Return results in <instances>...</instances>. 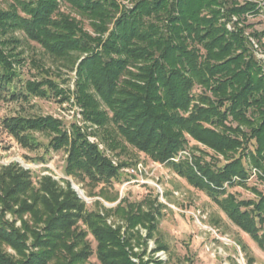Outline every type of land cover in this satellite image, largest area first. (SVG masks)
<instances>
[{"label": "trees", "instance_id": "1", "mask_svg": "<svg viewBox=\"0 0 264 264\" xmlns=\"http://www.w3.org/2000/svg\"><path fill=\"white\" fill-rule=\"evenodd\" d=\"M4 1L9 3L6 8L0 4V82L7 85L16 77L13 52L19 41L13 33L21 31L74 70V102L83 120L102 132L109 149L124 150L125 143L171 168L205 192L264 252V194L239 201L227 193L233 186L247 187L251 168L264 181V67L255 59L244 29L229 31L221 22L254 10L253 4L235 8L234 0H128L129 6L118 0ZM61 6L79 19L61 12ZM249 35L261 42L264 30ZM195 87L202 92L195 94ZM24 91V99L44 98L49 91L61 97L59 103L68 99L49 79L28 81ZM0 128L31 149L38 146L34 133L48 135V147L66 155L64 175L86 178L93 186L111 185L127 166H112L88 143L85 130L73 124L68 134L51 116L5 117ZM187 137L227 163L211 165L199 158L171 163L185 150ZM234 177L238 181L233 182ZM62 183L43 175L35 186L30 171L18 164L0 167V264H94L91 257L98 264H164L152 257L166 249L160 244L144 259L159 216L150 199L101 207V213L87 211L69 181ZM103 193L100 189L98 195Z\"/></svg>", "mask_w": 264, "mask_h": 264}, {"label": "rangeland", "instance_id": "2", "mask_svg": "<svg viewBox=\"0 0 264 264\" xmlns=\"http://www.w3.org/2000/svg\"><path fill=\"white\" fill-rule=\"evenodd\" d=\"M118 1L123 5H130L128 0ZM258 2L262 4V7L258 8ZM8 3L0 0L2 8H6ZM246 3L253 4L254 10L246 12L240 17L232 14L229 18L221 19V22H225L226 29L229 31L236 27L244 29V35L248 38L249 47L255 59L259 60L264 67V36L261 38V42H258L257 39L249 35L254 32L261 33L264 30V0L245 3L234 0L231 6L237 8ZM60 10L79 19L67 6H61ZM84 28L91 32L87 22H84ZM13 37L19 41L18 44H15L13 52L16 77L12 83L7 85L0 82V121L5 117L17 115L25 117L51 116L62 122L63 128L68 131V134L71 125L74 124L83 132L86 131L88 143L96 145L112 166L118 167L123 162L127 166L119 169L120 176L111 185L93 186L86 178L80 179L64 175L66 155L62 150L54 151L48 147V135L34 133L38 146L31 149L22 147L0 128V167L12 163L18 164L23 169L30 171L31 180L35 186L43 175L50 176L62 187L64 186L62 180L69 181L71 189L84 202L87 211L98 210L101 213V207L108 210L114 209L122 202V204L140 203L144 199H150L154 206H157L159 216H157L153 238L147 244L146 258L149 255L152 256V250L160 244L166 248L162 251L164 264H264V252L247 234L228 220L205 192L189 185L185 179L176 175L166 165L161 167L160 165L163 163L150 160L147 155L136 151L125 143H123L124 150L121 148H117L115 151L109 149L101 140L102 132L94 124H88L83 120L81 108L74 102V70L69 69L68 63L50 57L38 44L28 41L21 31H15ZM255 44L258 46L257 48ZM44 79L57 83L66 92L68 99L59 103L61 97H56L53 91H49L48 96L44 98L27 96L24 99L21 96L22 93L25 94L24 87L28 81L39 82ZM193 92L197 94L202 92V89L195 87ZM187 140L189 142L184 149L190 156L188 159L190 163L195 158L211 165L221 166L227 163L222 155L212 149L199 142L189 140L188 137ZM235 156L237 157L238 153ZM137 161L146 166V179L152 182L148 181L149 185L145 186L133 184L121 189V183L126 177L125 170ZM244 165L246 168L249 166L248 162H245ZM251 171L252 168L249 169L246 188L233 186L227 189V193L239 201L257 200L256 192L264 194V181L252 175ZM232 180L236 182L238 178L234 177ZM154 182L161 185L163 198H159L154 187L150 185ZM100 189L104 191L103 195H98ZM113 198L115 199L113 200ZM96 203H99L100 207ZM8 218H10L9 215ZM108 222H112V218L108 219ZM80 227L84 229V226ZM145 233V230H141L143 236ZM87 240L91 242L94 249L95 242L90 235L87 236ZM8 252L12 253L9 249ZM152 257L155 259L157 256L153 255ZM89 262L98 264L94 257H91Z\"/></svg>", "mask_w": 264, "mask_h": 264}, {"label": "built area", "instance_id": "3", "mask_svg": "<svg viewBox=\"0 0 264 264\" xmlns=\"http://www.w3.org/2000/svg\"><path fill=\"white\" fill-rule=\"evenodd\" d=\"M242 2H248V1H254L257 2L258 0H240ZM259 3V2H258ZM259 7H262L261 3L258 4ZM255 47L257 48L258 46L255 44ZM189 154L184 150L178 153L177 156L173 157L170 159L171 163H177L179 162V160L182 158H188L189 159ZM161 167H165L164 164L160 165ZM252 175L256 176L257 175V170L252 169ZM125 179L122 181L121 183V189H124L125 187L129 186V185H138V186H145V185H149V182H152L148 179H146L147 177V171H146V166H144L143 163L138 162L135 165L129 166L127 168V170H125ZM149 181V182H148ZM152 187H154L155 191L158 193L159 198H163V190L161 188V185L157 182V183H151L150 184ZM141 248H134V251L137 252L139 251ZM152 254V253H151ZM162 251H157L155 252L153 255H156L157 257L155 258L158 261H164V258L162 257ZM145 260H147V258H144ZM133 262L137 263L138 260L137 259H132Z\"/></svg>", "mask_w": 264, "mask_h": 264}]
</instances>
